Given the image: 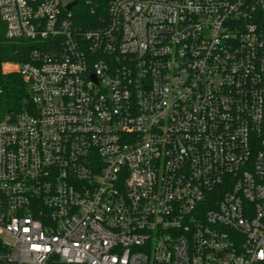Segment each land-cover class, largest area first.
<instances>
[{
    "label": "built area",
    "instance_id": "obj_1",
    "mask_svg": "<svg viewBox=\"0 0 264 264\" xmlns=\"http://www.w3.org/2000/svg\"><path fill=\"white\" fill-rule=\"evenodd\" d=\"M0 18L32 102L0 121V264H264V0Z\"/></svg>",
    "mask_w": 264,
    "mask_h": 264
},
{
    "label": "trees",
    "instance_id": "obj_2",
    "mask_svg": "<svg viewBox=\"0 0 264 264\" xmlns=\"http://www.w3.org/2000/svg\"><path fill=\"white\" fill-rule=\"evenodd\" d=\"M82 8L75 10L80 22ZM76 15V16H77ZM6 25L0 18V121L13 117L24 109H31L32 102L28 85L18 73L4 74L3 65L13 59L15 62L29 61L30 48L24 41H9L5 37Z\"/></svg>",
    "mask_w": 264,
    "mask_h": 264
},
{
    "label": "rangeland",
    "instance_id": "obj_3",
    "mask_svg": "<svg viewBox=\"0 0 264 264\" xmlns=\"http://www.w3.org/2000/svg\"><path fill=\"white\" fill-rule=\"evenodd\" d=\"M70 1H72V0H64L65 3H69ZM79 8H82L81 10L84 11V8L81 7V5L77 7V9H79ZM19 64H21V63L20 62H15L14 58L6 61V63L3 65L4 74L17 73L16 69L19 66Z\"/></svg>",
    "mask_w": 264,
    "mask_h": 264
},
{
    "label": "water",
    "instance_id": "obj_4",
    "mask_svg": "<svg viewBox=\"0 0 264 264\" xmlns=\"http://www.w3.org/2000/svg\"><path fill=\"white\" fill-rule=\"evenodd\" d=\"M75 4H76V2H73L72 4H70V5L67 7V9L72 8Z\"/></svg>",
    "mask_w": 264,
    "mask_h": 264
}]
</instances>
